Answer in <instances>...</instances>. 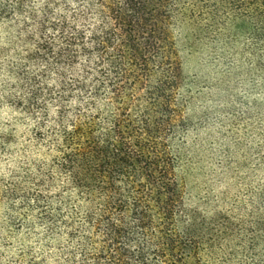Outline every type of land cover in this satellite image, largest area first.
Wrapping results in <instances>:
<instances>
[{
  "label": "trees",
  "instance_id": "trees-1",
  "mask_svg": "<svg viewBox=\"0 0 264 264\" xmlns=\"http://www.w3.org/2000/svg\"><path fill=\"white\" fill-rule=\"evenodd\" d=\"M1 7L19 56L0 99L47 148L28 159L44 232L28 250L0 232V264H264V0ZM191 56L217 71L225 146L190 138Z\"/></svg>",
  "mask_w": 264,
  "mask_h": 264
},
{
  "label": "rangeland",
  "instance_id": "rangeland-1",
  "mask_svg": "<svg viewBox=\"0 0 264 264\" xmlns=\"http://www.w3.org/2000/svg\"><path fill=\"white\" fill-rule=\"evenodd\" d=\"M3 2L4 0H0V43L6 49L0 51V67L3 61L9 63L19 56L9 45L14 39L13 29L10 28L13 26V19L10 16L12 8L8 7L5 13L2 12ZM211 70V66L202 56H191L186 62V78L194 94L190 138L199 140V146L222 145L219 139L227 130L222 106L218 101L219 96L213 93L216 84L213 77L217 78V71H213L214 68ZM15 117L16 112L12 106L0 99V134L5 132L8 136V133L13 131L11 134L15 136L7 146L8 155L0 156V232L4 235L10 234L13 240L11 245L15 249L23 246L22 248L28 250L36 247L38 236L44 232L43 225L37 221L34 213V200L31 196L38 188L35 191L36 185L34 179L30 177L28 159L34 156L39 148L47 146H24L27 142L26 133L30 130L31 124L29 120L17 122ZM2 234L0 236H3Z\"/></svg>",
  "mask_w": 264,
  "mask_h": 264
}]
</instances>
